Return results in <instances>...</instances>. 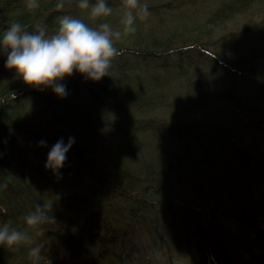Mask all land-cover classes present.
<instances>
[{"label": "trees", "instance_id": "16d2710c", "mask_svg": "<svg viewBox=\"0 0 264 264\" xmlns=\"http://www.w3.org/2000/svg\"><path fill=\"white\" fill-rule=\"evenodd\" d=\"M58 2L0 0V33L102 22ZM107 3L122 30L121 0ZM141 3L151 15L115 42L109 76L73 72L65 99L0 53V226L32 241L0 245V264H264V0ZM70 137L58 179L48 152ZM43 204L55 223L28 227Z\"/></svg>", "mask_w": 264, "mask_h": 264}, {"label": "clouds", "instance_id": "9594fccd", "mask_svg": "<svg viewBox=\"0 0 264 264\" xmlns=\"http://www.w3.org/2000/svg\"><path fill=\"white\" fill-rule=\"evenodd\" d=\"M27 7L30 10L38 8L39 0H28ZM57 7L63 8L64 0H59ZM78 7L87 11L92 19L102 22L98 27H90L82 19L64 15L58 18V27L53 34H49L44 25L37 26L35 31H29L19 22L11 23L0 33V53L7 55L6 68L14 70L26 85L37 89L50 87L56 96L65 99L69 93L66 85L60 81L71 77L73 72H78L93 82L109 76L113 60L121 54L115 42L137 31V19L146 21L151 15L148 4L141 3V0H121L123 14L120 24L123 27L120 30L107 22L106 18L111 17L114 12L107 0H79ZM12 98L16 99L15 93ZM74 143V137H70L67 144L61 138L48 152L45 167L58 179L62 178L60 170ZM38 146H46V141L41 140ZM6 187L7 184H0V190ZM51 211L50 204L38 205L24 218L26 225L35 228L55 223ZM31 242L26 230L10 228L9 224L0 226V245L18 250L19 246ZM42 248V245L32 247L29 250L30 258L38 261Z\"/></svg>", "mask_w": 264, "mask_h": 264}, {"label": "rangeland", "instance_id": "374dc122", "mask_svg": "<svg viewBox=\"0 0 264 264\" xmlns=\"http://www.w3.org/2000/svg\"><path fill=\"white\" fill-rule=\"evenodd\" d=\"M201 112V111H200Z\"/></svg>", "mask_w": 264, "mask_h": 264}]
</instances>
